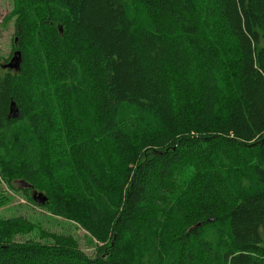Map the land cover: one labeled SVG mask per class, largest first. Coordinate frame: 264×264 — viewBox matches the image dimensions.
I'll return each instance as SVG.
<instances>
[{"label": "trees", "instance_id": "1", "mask_svg": "<svg viewBox=\"0 0 264 264\" xmlns=\"http://www.w3.org/2000/svg\"><path fill=\"white\" fill-rule=\"evenodd\" d=\"M13 2L0 264H264V0Z\"/></svg>", "mask_w": 264, "mask_h": 264}, {"label": "rangeland", "instance_id": "2", "mask_svg": "<svg viewBox=\"0 0 264 264\" xmlns=\"http://www.w3.org/2000/svg\"><path fill=\"white\" fill-rule=\"evenodd\" d=\"M13 5V0H0V54L4 57H7L11 52V42L15 37L14 23L12 21L7 24L5 23L7 15L13 9ZM0 182L3 183L1 176ZM34 192L32 191L30 195L33 196ZM37 193L39 192L37 191ZM11 198L12 202L9 205L0 207V217L10 218L15 215H24L37 223L38 229L58 234L72 235L78 239L82 251L86 255H89V257H94L95 244H98V242L93 239L95 243L93 245L90 241L92 239L91 235L81 226L66 218L51 215L47 211L29 203L24 197L17 196L16 193L15 196L13 194ZM17 208H21V211H18ZM34 232H36V230H34ZM31 236V233H29V236H25L24 238ZM43 242H45V240H43Z\"/></svg>", "mask_w": 264, "mask_h": 264}, {"label": "water", "instance_id": "3", "mask_svg": "<svg viewBox=\"0 0 264 264\" xmlns=\"http://www.w3.org/2000/svg\"><path fill=\"white\" fill-rule=\"evenodd\" d=\"M21 62H22V56L20 52L17 51L15 52L14 57L12 58L10 63L5 65H0V69L10 68V69L18 70L21 65ZM11 114L14 118H17L19 116V112L16 109H13L11 111ZM33 199L39 205H44L47 201V197L43 193H37V191L34 192Z\"/></svg>", "mask_w": 264, "mask_h": 264}]
</instances>
